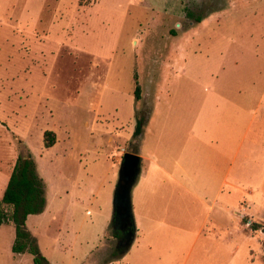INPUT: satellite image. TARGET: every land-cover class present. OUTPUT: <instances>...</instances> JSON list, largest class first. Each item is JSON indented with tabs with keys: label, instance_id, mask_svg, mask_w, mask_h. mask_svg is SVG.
<instances>
[{
	"label": "rangeland",
	"instance_id": "obj_1",
	"mask_svg": "<svg viewBox=\"0 0 264 264\" xmlns=\"http://www.w3.org/2000/svg\"><path fill=\"white\" fill-rule=\"evenodd\" d=\"M220 81L239 109L209 107L206 121L251 124V188L216 207L195 246L190 219L156 232L153 245L172 264H264V0H0V199L29 152L47 204L26 224L51 264H142L146 243L123 253L113 224L124 153H150L156 126L185 122L192 87L215 105L204 90ZM137 115H146L141 139ZM15 237L12 222L0 226V264H34L12 251Z\"/></svg>",
	"mask_w": 264,
	"mask_h": 264
},
{
	"label": "crops",
	"instance_id": "obj_2",
	"mask_svg": "<svg viewBox=\"0 0 264 264\" xmlns=\"http://www.w3.org/2000/svg\"><path fill=\"white\" fill-rule=\"evenodd\" d=\"M211 13L203 18L204 23L209 21ZM201 29L190 27L183 32L199 33ZM218 80L220 78L216 83ZM191 89L188 98L193 108L190 105L191 109H186L185 122L156 126L152 134L155 147L150 153H143L140 147L137 152L142 157V168L132 189L135 239L131 246L138 239L146 243L142 264H172L174 258L168 252L154 249L153 242L157 238L152 237L156 232L166 237L171 230L169 227H178L183 220L190 219L198 226L192 240L195 246L216 207L227 209L226 205L232 206L229 199L233 194L245 186L251 188L244 178L245 161L249 158L244 150L246 147L249 154L253 142L249 137L251 124L241 127L235 122L206 121L209 107L216 108V112L222 109L227 114L239 109H235L238 104L226 95L232 93L230 87L220 81L212 89L205 88L204 91L211 92L209 98L215 101L213 106H209L211 101L207 96L203 101L201 86L198 92L197 86ZM195 97L199 99L197 105L191 101ZM145 131L144 126L140 139ZM241 156L244 158L242 166Z\"/></svg>",
	"mask_w": 264,
	"mask_h": 264
},
{
	"label": "trees",
	"instance_id": "obj_3",
	"mask_svg": "<svg viewBox=\"0 0 264 264\" xmlns=\"http://www.w3.org/2000/svg\"><path fill=\"white\" fill-rule=\"evenodd\" d=\"M91 0H80V3H89ZM201 21V17L197 19ZM136 100L141 98V86L136 76ZM146 115L136 117V127L133 137L137 138L143 132ZM46 147L55 144V132L47 130L44 133ZM136 153V151H134ZM47 204L46 183L39 175L37 164L28 152L27 156L18 157L8 180L7 187L0 199V226L12 222L15 226L16 237L12 246L14 253L29 252L33 255L34 264H51L41 253L38 240L27 227V218L31 214L42 213ZM253 230H258L262 224L251 222Z\"/></svg>",
	"mask_w": 264,
	"mask_h": 264
},
{
	"label": "water",
	"instance_id": "obj_4",
	"mask_svg": "<svg viewBox=\"0 0 264 264\" xmlns=\"http://www.w3.org/2000/svg\"><path fill=\"white\" fill-rule=\"evenodd\" d=\"M142 168V157L127 151L124 153L122 166L119 173V181L115 190L114 205V228L123 230V224L128 220H134L132 189L137 183ZM134 224V221H133ZM135 239L134 229L121 236L118 247H123V253L127 252Z\"/></svg>",
	"mask_w": 264,
	"mask_h": 264
},
{
	"label": "flooded vegetation",
	"instance_id": "obj_5",
	"mask_svg": "<svg viewBox=\"0 0 264 264\" xmlns=\"http://www.w3.org/2000/svg\"><path fill=\"white\" fill-rule=\"evenodd\" d=\"M134 229V224L132 219H128L124 224H123V230L121 231V234L128 233Z\"/></svg>",
	"mask_w": 264,
	"mask_h": 264
}]
</instances>
